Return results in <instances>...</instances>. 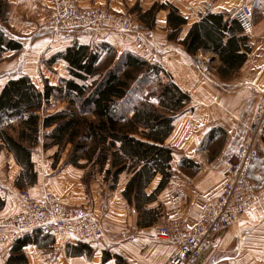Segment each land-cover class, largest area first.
Here are the masks:
<instances>
[{
    "label": "crops",
    "instance_id": "1",
    "mask_svg": "<svg viewBox=\"0 0 264 264\" xmlns=\"http://www.w3.org/2000/svg\"><path fill=\"white\" fill-rule=\"evenodd\" d=\"M32 1L43 10L51 4V0ZM78 1L84 6L108 5L116 11L130 10L135 5L145 11L154 3H169L177 9L178 15L185 19V24L178 28L176 36L168 39L172 29L167 23V11L161 10L155 16L154 28L145 32L156 51L159 66L171 77L172 83L190 99L188 109L173 122L172 131L164 141V145L171 150L170 166L174 170L172 178L168 187L162 189L156 195V200L147 204L145 208L157 212L162 209L168 217L180 218L188 225H194L204 214L206 206L219 194L225 179V166L222 162L239 146L245 133V125L253 114V108L260 94L264 93V0ZM243 4L251 5L254 29L252 35L247 38L249 52L246 60L238 69L228 76H222L218 70L213 71L210 67L213 63L217 64L218 68L221 66L213 52H204L200 49L194 54L185 52L181 41L194 23L207 14H222L224 20L232 19L233 12ZM1 29L7 37L18 39L22 50L28 49L30 36H9L6 28ZM108 35L104 34L103 39L96 40L89 33L62 34L54 39L47 38L46 41H42L43 43L39 42L35 48L30 47L28 52L38 56L47 51L62 52L74 42L88 46L105 42L118 54L129 52L145 58L130 38ZM241 52L243 49L240 46L239 53ZM60 65L65 68L64 61L60 60ZM219 137L222 141L216 143ZM256 146L258 158L248 168L247 176L257 186H262L264 118ZM45 152L47 150L42 147L40 149L35 147L32 152L31 161L34 164L36 181L32 186L26 187L29 194L40 196L47 191L65 204L87 203L98 218L102 217L104 234L98 242L88 245L95 246L90 258L86 255L65 256L61 253L63 248L58 257L50 251L53 258L51 256L46 258L42 255L44 247L28 244L22 249L26 264H115L113 258L106 262L101 261L102 250L111 256L122 257L127 264L168 263L174 244L160 239H150L148 234L151 227H136L138 213L122 198L121 193L128 177L126 174L119 176L114 190H107L97 182L98 177L84 183L82 169L71 165L58 168L59 163L53 164L51 155L48 157ZM5 153L0 155V197L4 201L0 209V219L23 210V203L19 197L20 189L14 184L20 167L9 153L6 151ZM159 180L160 177L157 175L146 188V194L154 191ZM102 189L105 195L101 194ZM159 220L157 217L154 225H158ZM222 238L221 260L218 259V262L264 264V201L247 211L236 224L226 230ZM54 239L59 241L55 236ZM61 240L65 244H72L66 239ZM53 246L56 248L55 245L51 247ZM8 256L9 254L0 257V264H5Z\"/></svg>",
    "mask_w": 264,
    "mask_h": 264
},
{
    "label": "trees",
    "instance_id": "2",
    "mask_svg": "<svg viewBox=\"0 0 264 264\" xmlns=\"http://www.w3.org/2000/svg\"><path fill=\"white\" fill-rule=\"evenodd\" d=\"M159 10L168 11L167 23L172 29L168 37L174 38L185 23L174 7L154 4L144 12L136 7L132 9L139 12L138 18L147 28L152 27L154 14ZM239 33L235 19L224 20L222 14H207L190 27L181 43L189 54L197 49L216 54L221 63L218 71L227 76L242 65L249 52L246 38ZM99 47L92 50L74 43L52 56L48 63L62 59L69 75L57 85L44 82L42 89H38L27 76L0 84V152H8L21 169L14 182L18 189L32 186L36 181L31 153L41 138L44 148L63 150L70 147L64 165L79 169L90 167L85 172L84 183L100 177L108 190H114L119 176L126 174L122 198L138 213L137 226L149 227L156 222L157 212L145 207L155 200V195L164 189L170 178L171 150L164 145V140L189 97L172 82L162 84L159 81L155 93L150 92L132 105L129 117L117 113V101L126 96L137 77L143 73H160V70L137 55L118 54L105 43ZM20 49L21 44L7 37L0 27V55ZM108 55L113 56L110 60H115L112 67L100 68ZM153 98L155 103H152ZM51 100L62 101L66 107L43 114ZM157 175L160 180L156 188L146 194L145 189ZM3 205L0 198V209ZM38 231L17 239L5 264H26L23 247L28 244L41 247L45 239ZM68 249L66 252L70 256L91 254L85 244ZM111 258L115 264H127L118 255H102L103 262Z\"/></svg>",
    "mask_w": 264,
    "mask_h": 264
},
{
    "label": "built area",
    "instance_id": "3",
    "mask_svg": "<svg viewBox=\"0 0 264 264\" xmlns=\"http://www.w3.org/2000/svg\"><path fill=\"white\" fill-rule=\"evenodd\" d=\"M70 5L68 0H53L51 8L55 9L53 13L56 12V15H50V22L40 27L43 30L47 27L58 30L62 25L63 28L79 27L95 30L98 36L120 29V36L134 37L129 30L130 21L123 20V17L105 11L96 14L90 10L77 12ZM234 17L245 32L251 30L250 7L240 8ZM53 24L54 28L51 26ZM134 39L132 38L134 43L142 50L141 54L153 60V55L146 54L148 50L143 41L135 37ZM263 118L264 94L253 111L241 145L225 159V181L216 199L207 206L204 215L191 228L171 219L167 227L159 226L150 233L151 238L174 242L176 250L168 257V264H198L213 246L212 235L220 234L243 213L254 209L264 200V185L257 186L246 174V169L258 158L256 145ZM19 194L23 200V210L0 219V257L11 250L18 237L36 230L49 231L56 238H67L71 242L92 243L103 237L101 222L87 203L65 204L47 191L40 196H32L27 190H20Z\"/></svg>",
    "mask_w": 264,
    "mask_h": 264
},
{
    "label": "rangeland",
    "instance_id": "4",
    "mask_svg": "<svg viewBox=\"0 0 264 264\" xmlns=\"http://www.w3.org/2000/svg\"><path fill=\"white\" fill-rule=\"evenodd\" d=\"M68 2L71 4L70 6H72L73 9L76 10L77 12H81V11H84V10H87V11L90 10L94 14H96V13H100L101 11H103V12L105 11V12L113 14V15L121 16V17H123V20H125V21H130L131 27L129 28V30H131V32L133 33V35H134V37L136 39H140L141 41H143V44L145 46H147L148 53H146V54H148V55L151 54V55L154 56L153 60H149L148 58H146V56L143 55L145 58H142V60L147 62L150 66L157 67L160 70V73H154V72L152 73V72H150V73H143L140 76H138L136 81L131 84V86L129 88V91L126 94V96L123 99L117 101V107H116L117 113H119V114H121V115H123L125 117H129L130 116V110L133 107L132 105L135 104L136 102L142 100L150 92H152V93L154 92L155 93V91H157L159 89V86H158L159 85V81H161L162 84H167V83L172 82L171 77L167 73H165L163 71V69L159 66V60L157 58L156 51L153 48V45L151 44V42L148 40V38L145 35L146 30H152L154 28L155 16L161 10L157 11L154 14L152 27L147 28V27H145V24H143L139 20V18H138L139 12L132 11V9L134 7H136L141 12H144L138 7V5L133 6L132 8H130V10L116 11V10L111 9L108 5L90 4V5L84 6L78 0H68ZM154 4H168V5L172 6L169 3H154ZM154 4H152V5H154ZM52 5H53V0H51L50 7L49 6L45 7L44 10H43L39 5H35L34 1H32V0H29V1H23V0H0V27L6 28L7 33L9 34V36H12V35L13 36H17V37L18 36L21 37L23 35L30 36V39H29L28 44H27L28 49L30 47L31 48L32 47L35 48V46L39 42L43 43L42 41H46L47 38L54 39V38H56V37H58V36H60L62 34L63 35H68V34H71V33H89L96 40H98L99 38L103 39L102 36H98V33H96L95 30H85V29L79 28V27L73 28L71 26L72 28H70V27L69 28H63L64 26L62 25V28H60L58 30H55L54 24H53L51 26H53L54 29H52L50 27H47V28H45L43 30L42 27H40V26L45 25L48 22H50V20H51L50 15H56V12L53 13L55 9L53 10V8H51ZM245 6H248V7L251 8V5L243 4V5H241L238 9H236L233 12L231 18L235 19V17H234L235 13L238 12L240 8H243ZM55 7H56V3H55ZM251 10H252V8H251ZM56 11H58L57 8H56ZM163 11H167V10H163ZM176 12L178 14L177 9H176ZM13 21H15V22H13ZM10 23H11V25H10ZM237 23H238V21H237ZM32 24H33V26H29V25H32ZM238 25L240 27L239 35L245 37L246 38V42H247V38L252 35L253 29H254L253 17H252V28H251V30L245 32L242 29V27H241V25L239 23H238ZM57 26H59V25H57ZM108 34L109 35L111 34V35L120 36V34H122V31L119 29V31H115V32L108 33ZM168 36H169V34H168ZM134 37L130 36V39H131V41L133 43H134V41L132 40V38L134 39ZM168 39H172V38L168 37ZM17 40H14V41L18 42ZM74 43L78 44L76 42H74ZM74 43H72V44H74ZM102 43H105V42H101V43H98V44H94L93 43L92 45H89V47H91L92 50H97V49L100 48L99 45L102 44ZM78 45H81V44H78ZM86 46H88V45H86ZM246 46L248 47L247 43H246ZM28 49L25 48L23 50L21 49L20 51H16V52L15 51H5L4 53H2L0 55V84H3L8 79L17 78L19 76H27L29 79L31 78L30 80L36 86V88L42 89L44 82H47L49 85H57L61 79L69 78V75L67 73L66 62H64L65 63V68L62 67V65H60V60H62V59H56L53 63H48L50 58L52 56H54L56 53H51V51L50 52L47 51V52H43L42 54L36 56L35 53L28 52ZM138 50H139L140 53L142 52L141 49L138 48ZM114 51L116 52V50H114ZM57 53H59V52H57ZM103 57H104V54H103ZM111 57H113V56L109 57V55H108L105 58L104 61L102 60V62L100 63L101 66H99V67L100 68L112 67L113 61H115V60L114 59L110 60ZM246 57H247V54H246ZM216 65L217 64H215V63L210 65V67H211V69L213 71L219 69L218 66H216ZM22 72H24L25 74H23ZM26 73H28V75H26ZM263 94L264 93L260 94V96H259V98H258V100H257V102H256V104H255V106L253 108V111H254L257 103L259 102V100H260V98H261V96ZM189 102H190V99L186 103L184 108L182 110H180L176 114V117L174 118L173 122L177 118H179L180 115L183 114L185 110L188 109L187 107H188ZM152 103H155V99L154 98L152 99ZM65 107H66V104L64 102L51 100L50 104L45 108L43 114H46V113L47 114H52V113H55V112L63 110ZM86 116H88L87 118H91L89 115H86ZM250 120H251V118H250ZM250 120H249V122H250ZM249 122H247V124L245 125V133L247 131V126H248ZM172 125H173V123H172ZM11 133L14 134L13 132H11ZM245 133H244V135H245ZM243 138H244V136H243ZM221 141H222V138L219 137V139L216 141V143H219ZM242 141H243V139H242ZM242 141L240 142L239 146L241 145ZM43 144H44L43 143V139L41 138L40 141H39V144H37V146H35V147L37 149H40L42 147V149L47 150V152H45V153H46V155L48 157L51 155L50 158H52L53 164L59 163L58 164V168L62 167L64 165L65 161H66V156L68 154V151H69L70 147L67 146V147L63 148V150H58L56 147L55 148H52V147L44 148ZM34 148L32 149V152L34 151ZM53 149L56 150V151L53 152L52 151ZM48 150H50V151L48 152ZM213 150L215 151L216 148H214ZM5 154H6L5 150H2L0 152V155H5ZM229 155H227L224 158L223 162H222L224 164V166H225V170H226L225 159ZM31 156H32V153H31ZM80 163L83 164L84 161H81ZM33 166H34V164H33ZM88 169H90V167H87V168L85 167L84 169H82V171L84 172V175H85V172L88 171ZM247 170H248V168L246 169V174H247ZM173 173H174V170H172L171 166L169 165V175H170V178L168 179L169 181L172 178V174ZM100 180H101V178L98 177L97 182L100 185L102 184L104 186V188L107 189L105 184L100 183L101 182ZM169 181H168V183H167V185L165 187H168ZM20 190H25L26 191L27 188L23 187V188H20ZM145 191H146V189H145ZM27 192H28V190H27ZM101 194L105 195L103 189H102ZM156 195H158V193ZM156 195H155V197H156ZM32 196H35V195H32ZM19 197H20V199H21V201L23 203V200H22L20 194H19ZM155 200H156V198H155ZM262 202H260L257 206H259ZM100 209H102V207ZM161 211H162V209L158 210V212L156 211L157 212L156 213L157 217L160 218V220L158 222L159 224L158 225H154V224H156V222H155L154 224L149 226V227H151L149 229V234H148V237L150 239L156 240L157 238L155 239V238H151L150 237V233H152L154 230H156V228H158L159 226L167 227L168 221L173 219V218L168 217L166 212L162 211V213H161ZM245 213H243L234 223L230 224L227 228H225L223 231H221L220 234L211 236V238L214 239L213 246H211L209 248V250L207 251L205 256L200 260V262H198V264H222L220 261L219 262L217 261L218 259H220L221 254H222L221 253L222 251H220L222 249V246H221V242H222V239H223L222 237L225 234L226 230L230 226H232L233 224H236L237 221ZM13 215H15V214H13ZM99 220H100L102 228H103L104 226L102 224L103 223L102 217L99 218ZM136 227H138V226H136ZM138 228H142V227H138ZM33 233L34 232H32L30 234L28 233L27 235H31ZM103 234H104V231H103ZM50 235L51 234H50L49 231L42 230L40 232V236L45 237V239L42 240L40 244H41V247H44L43 248L44 251L42 252V255L46 256V258H50L52 253H55L57 255V257H58L60 255V252H61L62 248H63V250H62L63 252H61V253H64L65 256L75 257V256L68 255V253L66 252V251L69 250L68 248L75 247V246H78V245H84V244L86 246H88L89 244H94V243H96V242H98L100 240L99 239V240H95V242L87 243V242H81V241L71 242V241L67 240V238H57V239H59V241H55L54 236L51 237ZM20 237H18L17 239H19ZM61 239H66L67 242H70L72 244H69V243L65 244V243L62 242ZM16 240L14 241L13 244H15ZM157 240H159V239H157ZM160 240H164V242L168 241V242H171V243L174 244L173 241H170V240H167V239H160ZM52 245H55L56 248H54V246L51 247ZM94 247L95 246H93V245H92V247L89 246V248L91 249V254L89 256H87L88 258H90L93 255ZM54 250H56V251H54ZM50 251L52 253H50ZM9 253H10V251H8L6 254H9ZM101 253L105 254V253H108V252H106L105 250H102ZM51 258H53V256H51ZM101 261H102V257H101ZM104 262H106V261H104Z\"/></svg>",
    "mask_w": 264,
    "mask_h": 264
},
{
    "label": "bare ground",
    "instance_id": "5",
    "mask_svg": "<svg viewBox=\"0 0 264 264\" xmlns=\"http://www.w3.org/2000/svg\"><path fill=\"white\" fill-rule=\"evenodd\" d=\"M122 36V35H121ZM123 38H126L127 36H122ZM224 181H225V179H224ZM224 183V182H223ZM222 186H223V184H222ZM222 188V187H221ZM221 191V190H220ZM220 193V192H219ZM212 203V202H211ZM211 203H209V204H211ZM208 204V205H209ZM207 205V206H208ZM207 206H206V208H207ZM205 211H206V209H205ZM205 213V212H204ZM204 215V214H203ZM202 215V216H203ZM173 219H175V220H177V221H179V222H182L183 223V225L186 227V228H191L193 225H188L186 222H184L183 220H181L180 218H173ZM176 250V247H174V249H173V251L170 253V255L171 254H173V252ZM169 255V256H170Z\"/></svg>",
    "mask_w": 264,
    "mask_h": 264
}]
</instances>
